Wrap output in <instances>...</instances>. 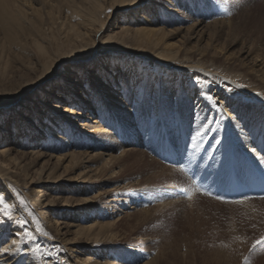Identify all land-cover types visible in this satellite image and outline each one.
Wrapping results in <instances>:
<instances>
[{
    "label": "bare ground",
    "instance_id": "1",
    "mask_svg": "<svg viewBox=\"0 0 264 264\" xmlns=\"http://www.w3.org/2000/svg\"><path fill=\"white\" fill-rule=\"evenodd\" d=\"M21 1L26 5L30 4L33 0H0V28L5 36H10L14 27L20 26V22L24 18V13L21 10L23 9V4L20 3ZM110 1V8L113 12L121 10L123 13L120 17V24L117 25L115 29H106L105 24L109 15L105 14V11L98 0H82V2L78 4V7L76 6L74 7V10H72V12H74L73 14L76 16L77 23L66 26L65 30H67V38L65 42H62L61 40L56 42L52 56H50V60L47 61L50 63H48L45 68L48 69L49 66L56 67V64L61 62L68 63L76 61L73 63L76 64V66L79 64L81 66L80 68L85 69V75H81L80 77L75 78L76 80L67 83L69 77L63 72L59 84L61 87L59 90H62V93L60 94V92H58L57 95L51 94L54 96L55 100L49 104V111L52 113L51 115L37 111V106L35 103H31V99L28 101L24 99L21 104L16 101L18 99L17 97L11 99V101H0V109L3 110L0 114V125H4L7 114L10 116L13 115L10 117L12 121H8L12 122L11 130L8 129V132L12 133L14 139L12 145L10 144V147L9 144L0 147V264H36V261L32 255L29 254V251L22 252L25 247L19 243L20 239L18 238V234L22 232L23 228L16 225L13 221L11 224H9V221L5 223L6 220L3 217L4 214L2 216L3 212L1 207H3L4 204H7L8 207H4L5 212L10 213L11 215L19 214L15 205L14 197H12V190L9 188H11V186L13 187V184H18L20 187H23L28 183L35 186L45 183L43 182V177L46 180L49 179L55 168H46L47 161L53 159V156L47 155L48 159L44 162L42 161V159L46 157V154L42 151L44 150L43 146H47V150H64V147L70 144V140L73 137H76L79 144L85 146L86 151L78 153L80 155L77 157H68L69 169L67 170H73L72 172L78 171V174H76L74 178L68 176L66 179V183H70V189L66 187V193H74L78 195L84 193L83 195H89L92 194L93 189L95 191L98 190L100 187V184L98 183H110L109 181H112L113 179V188L107 191L108 193L113 191V205L111 207L110 204H108L107 199L105 202L103 197L101 202H105V206L103 207L104 210L100 209L97 211L95 207L90 206L92 204L67 205L69 208L65 206L66 208L60 209V211L62 210L66 212L64 215L67 218L69 217L78 221H80V217L88 215V218H90L92 222L91 225H95V229H93L94 226L85 229L81 224H67V226L64 227L66 229H74L75 235H88L87 238L91 240V243L94 242L100 244L98 248H95V259L92 256H89L83 260L77 257V255L74 258L80 259L79 261L82 264H123L125 261H127L125 264H132L134 259L131 262H129L128 259L125 260L118 249V242L121 241V239H124V237L118 239L117 234L114 232L116 224L114 220L115 216L112 218L111 213H114V210L115 213H123L120 209L129 201L117 199L118 197L114 192L118 193L117 190L120 187L118 185L115 186V184L126 178L123 174L127 170L131 172L130 174H134L132 172L135 170H140V172L148 174L149 179L152 181L160 182L161 187L165 185H174L178 181V173L182 176L183 174L178 168L175 170L173 168L174 166L171 167L161 164L159 163V159H155L152 156L149 157L148 154H146L148 160L144 159L140 148L141 153L132 149L124 150L125 147H122L117 141H122L123 137L120 138L121 131L116 129L119 124V119L122 117H128L131 119L134 116L138 123L139 121H143L142 119L144 116L148 117L150 115L152 120L150 134L146 133L142 137L136 136V141L138 142L143 138V143L158 144L159 148L157 149L159 153L164 154L166 158H171V155H173L172 151H169V145L167 146L166 138L178 141L177 145L181 146L183 151L187 149L188 141L189 150L192 152L195 149L201 150L204 146L203 143L207 140H213L214 144L217 145L215 141L221 140L222 136H226L228 138V152L221 156L218 154L216 156L213 154L201 155L200 150L197 152L201 169L208 170L210 172L208 174L211 176L212 181L218 185H222L228 181L227 173L231 166L237 167L241 179L253 178V167L258 168L264 173V102L254 95L257 93L259 97L264 99V57L260 58L259 56H251L252 53H250L247 57H250V60L252 61L250 62L251 67H248L246 64L234 65L235 62H231V66L233 65L234 67H227V69L230 70L231 73L236 71V74H233L230 80H227L226 77V79L223 80L216 74H211L210 72L205 71L206 67H201L204 65L202 62L205 55L214 58L221 56V51L215 45L213 46L217 41V39H215L216 37L213 38V36H211L210 38H207L208 41L203 42L205 34L202 28L205 26H202L201 20L196 18L194 13L192 16H189L190 20L194 18L191 25L187 28H183L184 26L182 27V24L185 22L184 19L187 16V14L185 15L186 9L184 6L186 0ZM187 1H191L190 10H192V8L195 7L196 0ZM204 1L212 2L215 0ZM130 9L133 10L128 11ZM33 12L36 14L37 18L41 19V17H43V12H36V10H33ZM135 12H140V16H138L136 22L132 20L134 19ZM153 12L155 13L154 17L151 16ZM218 13L222 14L220 9ZM182 15H184V18ZM207 16L212 15L207 14ZM52 19L54 21V17H51V20ZM231 21L232 19L227 21L222 19L216 21L213 20L211 24H207L206 26L215 29L219 26H226L227 28L228 25L231 24ZM170 25H176V28L173 30H166L163 28L165 26L169 27ZM183 30L185 31L181 35ZM106 31H108L107 34L102 36ZM176 37H179L177 42L181 43L180 46H177V44L172 42ZM192 40H195V42L190 47L191 54H188L189 52L186 48L190 45ZM182 44L186 47L184 46L185 48H181ZM91 45H93L91 51L94 50L95 47H97V49L95 52L87 54L90 51L89 47ZM110 52H113L111 53L113 54V57L109 62V64H111L110 69H116L119 78H117L116 83L113 84L114 86L110 87L106 83V78L101 80V76H93L94 78H97L96 82L98 83V86L94 83L95 87H93L92 81L95 82V80L88 75L89 72L87 71H89V69L85 67L86 62H91L92 58L96 59L101 55L103 56L104 53ZM221 58L229 60L224 56ZM121 59L126 61L120 62ZM127 60H129L130 63H128ZM149 60L152 61L149 63L151 64L150 66L159 63L160 66L162 65L161 71H170L162 78L156 73L154 74L153 70L149 69L147 71L148 74H143L144 80L151 90V105H146L138 111L132 110L130 108V103L132 101L127 98H122L121 96V85L128 79V77L119 69L122 67H128L143 70L140 67L142 62L148 63ZM192 61H196V63L184 65ZM101 62H97L98 66H100ZM173 62H177L178 64H181V66H174ZM115 65L118 67H112ZM61 66L62 65H60V67ZM97 69L99 74H101V71L102 73L104 72V68L98 67ZM67 73L69 74L71 72ZM105 74L109 73L106 71L104 72V75ZM52 76L54 78H52ZM57 78V74L55 75L52 72L39 79L40 81H36L33 86L38 82H40L38 83V85H40L43 81L47 80V88V85H50L49 81H52L53 79L57 80ZM239 78L241 79L239 80ZM244 78L248 79V81H243L242 79ZM73 83H76L80 88L78 92L74 93V98L71 96L72 94L68 96V93H65V91L71 89ZM252 84L254 85L252 86ZM30 88L27 90L31 91L32 89ZM21 89L23 90V88H20V90ZM27 90L22 92H28ZM40 90L42 91L45 89L41 88ZM106 90H110V93ZM111 91L113 93H111ZM209 94L214 96L220 103L221 108H223L222 113L207 101V96ZM250 94L253 95L251 96ZM83 99L86 101L84 102ZM107 99L112 100L113 106ZM27 102L29 104L25 107ZM86 102H88L89 105H85ZM77 104L81 107V111L78 109L74 110L75 107H77ZM29 107H32L33 110L28 116ZM177 114H179V117L174 121L173 115ZM91 116H94V118H91ZM65 117L68 118L65 119ZM83 119L85 121H83ZM160 119L164 121L166 128L159 125L157 120L159 121ZM66 120H68V124L72 127L75 125L81 127L80 130H76L79 135L72 134V137L70 136V128L68 125L65 126ZM33 122H35L34 125H31ZM178 122L180 123V128H171L174 123ZM186 122H188V124ZM184 123H186V125H184L185 127L183 126ZM187 125L189 126V131H187ZM35 126L38 127L39 130ZM115 130L116 132H114ZM0 131H2V128H0ZM109 131H112L113 134L116 133V138L114 135L112 136L108 134L110 133ZM154 132H158L157 138L152 136V133ZM170 134L172 136L171 139L169 138ZM3 135L6 136V133L4 132ZM78 138H81V140ZM82 140L84 143H81ZM90 140L94 142L90 144ZM2 141L3 138L0 139V144ZM221 143H224V141L221 140ZM71 145L73 144L71 143ZM31 146L34 147L31 148ZM90 147L93 149L96 148L94 149L96 151L101 150L103 153L98 151L91 155V152H88ZM16 148L19 150H16ZM118 149L122 150V152L117 156L116 152L119 151ZM107 152H113L114 155H111V153L107 154ZM219 153H221L220 150ZM225 157H227V162H225ZM26 158L32 160L27 163L25 162ZM57 160H59V158H57ZM40 162V171H34L35 176L30 179L28 178V181L19 180V174H17V172H9L7 168H5L11 166L9 168L17 169L19 172L23 173L22 180H24L27 178L26 176L29 175V170L33 168L34 164H39ZM236 162H239V164H235ZM96 163H100L101 165L95 166ZM219 176H221V178ZM56 178H52V180L48 181V184L55 186L53 188H57V184L59 183V180H56ZM73 179L78 181L79 184V187L74 190L72 189ZM145 179H147V177H145ZM23 194L25 197H28L26 192ZM110 196L111 195L107 194L106 198ZM29 197H31L29 201L33 202L36 207L39 206L42 210H46L43 212L41 210L39 212L41 219L46 216V213H49L48 211H53L55 207L54 202L50 201L51 199L47 201L49 196H45L44 201H47L46 203L42 201L43 194L35 195L33 192H30ZM191 199L190 200L193 202H199L198 200L203 202V198H200V196L199 198L197 196H191ZM72 201H75V199ZM223 202L224 204L217 202L215 205H221V207L228 206L231 209V213L226 215L230 216L232 222H235V219L233 218H239L244 222L243 225H245V222L253 224L255 229L252 231L255 232V230L258 229L259 231L261 230L264 232V197L245 198L231 202L225 200ZM72 203L73 202L68 200L65 201V204ZM112 208L114 210L113 212H110ZM128 209H134V207ZM59 212H57L56 215L59 216ZM76 213L79 215L78 218H76L78 215L75 216ZM90 214H92V216ZM97 218H102L106 221L104 223H96ZM17 219L18 217L14 220ZM111 219H113V222H111ZM143 220H146V218H143ZM47 222L50 223V220H47ZM112 227L113 234L108 235ZM47 228H50V226L48 225ZM54 231L58 233L60 231L57 224H55ZM255 234L257 235L258 233L255 232ZM57 240L60 244L65 246L66 256H68L67 258L69 259H71V255L79 254L81 251L80 248H73L72 245L69 244L70 242H67V239L65 238L63 241L62 238H56V241ZM109 242L113 243V246L109 245ZM241 244L242 248L245 243L241 242ZM82 246L86 250L87 248L93 249L92 247L86 246V244H82ZM101 248H104V250L108 251L110 254L101 253ZM240 252V254H245V249L243 248ZM221 254L222 255H220L219 258L221 260H227V262L224 263L241 264L242 262L236 258L235 254ZM99 257L103 258V261H98L100 259ZM105 258L109 259L105 260ZM251 262L247 263V261H243L242 264H250ZM73 263L77 264L76 262ZM255 263L264 264V259L256 260ZM144 264L161 263H156V260H152Z\"/></svg>",
    "mask_w": 264,
    "mask_h": 264
},
{
    "label": "rangeland",
    "instance_id": "2",
    "mask_svg": "<svg viewBox=\"0 0 264 264\" xmlns=\"http://www.w3.org/2000/svg\"><path fill=\"white\" fill-rule=\"evenodd\" d=\"M98 1L102 5L105 14L109 15V18L105 24L106 29H115V27L120 24V17L123 13L121 12V10H119L118 12H113V10L110 8V0ZM81 2L82 0H33L32 2H30V4L26 5L23 4L22 1L20 2L21 4H23V9L21 10L24 13V18L21 20L20 26L14 27V30L12 31L10 36H5L0 28V101H11V99H15L17 97L18 99L16 101L21 104L22 100L25 99L28 101L29 99H31V103H35V105L37 106V111L51 115L52 113H50L49 111V104L55 101L54 96L51 94L57 95L58 92H60V94L62 93V90H59L61 88L59 84L60 77L61 75L63 76V72L69 77L67 83L69 81L72 82L73 80H76L75 78H78L81 75H85V69L80 68L81 66L79 64L76 66V64L73 63L76 61L68 63L61 62L56 64V67L49 66L48 69L45 68V66L50 63L47 61H49L50 56H52V52L54 50L53 48L56 46V42H58L59 40L65 42L67 38V30H65L66 26L77 23L76 16L73 14L74 12H72V10H74V7H78V4ZM190 2L186 0L184 4L186 9L185 15L187 14V18L185 17L184 19V21L186 22H184L185 24L182 22V27L184 26L183 28H187L189 25H191L194 18L192 17L193 19L190 20L189 16H192L194 13L196 15V18L201 20L202 26H205L202 28L205 34L203 42L208 41L207 38H210L211 36H213V38L216 37L215 39H217V41L213 44V46L215 45L222 53L218 58H214L212 56L210 57L207 55L204 56L205 58L202 62L204 63V65L201 67H206L205 71L210 72L211 74H216L223 80H225L226 78L227 80H230L232 78V75L236 74V71L234 73H231V71L227 69V67H234L233 65L231 66V62L234 61V65L246 64L248 67H251L250 62L252 61L250 60V57H247L250 53H252L251 56H259L260 58L264 57V0H215L212 2L196 0L195 7H193L192 10H190ZM219 9L221 10L222 14L218 13ZM33 10H36V12L40 13L43 12V17H41V19L37 18ZM132 10L133 9H130L128 11ZM139 13L140 12H135L134 19H132L134 22H136L138 16H140ZM154 14L155 13L153 12L151 16L154 17ZM207 14H210L212 16H207ZM182 16L184 18V15ZM51 17H54V21L53 19L51 20ZM221 19L225 21L232 19V21L227 28L226 26H219L215 29L213 27L206 26L207 24H211L213 20L216 21ZM176 25H170L169 27L165 26L163 28H165L166 30H173L174 28H176ZM185 30L182 31L181 35ZM107 32L108 31H106L102 36L106 35ZM178 40L179 37H176L175 40H172V42L177 44V46H180L181 43L177 42ZM194 42L195 40H192L190 42V45L187 46L186 50L189 52L188 54H191L190 47L194 44ZM184 46L185 45L182 44L181 48H183ZM91 47H93V45L89 47L90 51L87 54L96 51L97 47H95V49L92 51ZM111 53L113 52L104 53L103 56L101 55L96 58L98 60L92 58L91 62H86L85 67L89 69V71H87L89 72L88 75H90L95 80V82L92 81L93 87H95L94 83H96V86H98V83L96 82L97 78H94L93 76H101V80L106 78V83L110 87L114 86L113 84L116 83L117 78H119L116 69H110L111 64H109V62L113 57V54ZM222 56L227 57V59L229 60H224L223 58H221ZM123 61L126 60H120V62ZM97 62H101L100 66H98ZM127 62L130 63L129 60H127ZM151 62V60H149L148 63L142 62L140 67L143 69V74H148L147 71L149 69L153 70L154 74L156 73L162 78L165 77L170 71H161L162 65L160 66L159 63L150 66L151 64L149 63ZM195 63L196 61H192L184 65ZM60 65L62 66L60 67ZM174 66L180 67L181 64L175 62ZM98 67L104 68L103 71H107L109 74L104 75V72L102 73V71L101 74H99L97 69ZM112 67L118 66L115 65ZM65 71L71 73L68 74ZM52 72L55 75L57 74L58 78L57 80L53 79L52 81H49L50 85H47V88V80L43 81L40 85H38V83H40L38 82L33 86L36 81H40L39 79L43 78L45 75L51 74ZM53 76L52 78H54ZM240 79L241 78H239V80ZM242 80L248 81V79L246 78ZM76 85V83H73L71 89L65 91V93H68V96L72 94L71 96H73L74 98V93L80 90L79 86ZM253 85L254 84H252V86ZM20 88H23V90H20ZM29 88L32 90L28 91L27 89ZM41 88L45 90L41 91ZM24 90H27L28 92H22ZM106 91L109 92L110 90ZM111 93L113 92L111 91ZM253 94L250 95L252 96ZM254 95L258 97L259 100L264 102V99L259 97L257 93H255ZM107 100L111 102L113 106L112 100ZM85 101L86 100H84V102ZM27 104L29 103L27 102L25 104V107L27 106ZM87 104L89 105L88 102L85 103V105ZM76 109L80 111L82 110L81 107L78 106V104L74 110ZM28 110L29 116L33 109L32 107H29ZM2 111L3 110L0 109V114L2 113ZM177 115H173L174 121H176L179 117V114ZM12 116L13 115L10 116L7 114L5 117L4 125H0V128H2V131H0V139L3 138L0 147H3L5 144H9L10 147V144L12 145V142L14 140L12 137V133L8 132V129L11 130L10 128L12 126V122L8 121H12V119H10V117ZM66 118L68 117H65V119ZM91 118H94V116H91ZM135 119L136 117L134 116L131 119L128 117H122L119 119V124L117 125L116 129L118 131H121L120 138H123L122 141L117 140L118 143L122 147H125L124 150L132 149L137 150L140 153L142 151L143 157L146 160H148V157H146V154H148L149 157L152 156L155 159H159V163L161 164L171 167L174 166L173 168L175 170L176 168H178L180 172H182L184 177L180 173H178L179 177L177 179V183L172 186L165 185L161 187L160 182L152 181L151 179H149L148 174L142 173L140 172V170H135L134 172H132L134 174H130L131 172L128 170L125 171L123 176H125L126 178L123 181L115 184V186L118 185L120 188L117 190L118 193H114L115 195H117V199L129 201L127 202V204L121 207L120 210L123 213H115V210L113 208L110 211L113 212L114 210V213L111 214L112 218L113 216H115L114 220L116 224L114 227V232L117 234V238L120 239V237H124V239H121V241L118 242V249L121 256L125 260L128 259L129 262L134 259L132 264H144L152 260H156V263L159 262L161 264H222L224 262H227V260H221L219 258V256L222 255L221 253L235 254L236 258H238L242 262L247 261L248 263L252 261L250 264H256V260L258 261L264 259V244H257L255 248L252 247L253 244L256 243V241L264 239V232L256 229L255 232L258 233L256 235L255 232L252 231L255 229L254 225L248 224V222H245V225H243L244 222H242L239 218H233L235 219V222H232L230 216L226 215L231 213V209L228 206L221 207V205H215L217 202L224 204L223 201L213 197L214 195L211 192L206 193L201 189L200 191L194 189L196 182L192 180L191 176H196L198 173L196 169L197 165L193 162L194 160H196V156L193 153L188 152L187 159L181 158L178 154L176 140H169L168 138H166L168 139L169 146L172 147L171 149L174 148L173 150L176 152L175 157L179 161V165L176 163H169L168 160L165 161L159 155L157 149L159 148L158 144L143 143V138L138 141L139 143L136 141V136L142 137L146 133H149L150 129L146 130L143 121H139L137 123ZM83 121L85 120L83 119ZM65 122V126L68 125L70 128L69 133L71 137L72 134L79 135L76 130H80L81 127H78L76 125L73 127L70 126L68 124V120H66ZM157 122L159 123V125L166 128L163 120L160 119L159 121L157 120ZM34 123L35 122L31 123V125H34ZM186 123L188 124V122ZM186 123H184L183 126L186 125ZM179 124V122L174 123L171 128H180ZM187 127V131H189V126L187 125ZM36 128L39 130L38 127ZM4 132L6 133V136L3 135ZM109 132L110 133L108 134L112 136L114 135V137L116 138V133L113 134L112 131ZM114 132H116V130ZM152 136L157 138L158 132L152 133ZM169 138H172L171 134L169 135ZM78 139L81 140V138ZM210 141L213 142V140H207L203 143L204 146L201 148V151L206 150L211 153L217 150V152H219L218 146L215 145L214 142L212 143ZM93 142L94 141L90 140V144ZM71 143L73 145H71ZM81 143H84L83 140L81 141ZM187 144L189 147L188 141ZM83 146L84 145L79 144V142L76 140V137H73L70 140V144L68 146H65L64 150H47V146H43L44 150L42 151L44 154H46V157L42 159V161L44 162L45 160H47L48 156L54 157L46 163L47 169L55 168L53 173H51L52 176H50L47 180L43 177V182L45 183L38 184L36 186L31 185L30 183L23 187H20L18 184H13L14 186H11V188H9L12 190V197H14L15 205L17 210L19 211V214L11 215L10 213L5 212L4 206L1 207V210L3 212L2 216L4 214L3 217L6 221L10 222L9 224H11L13 221L16 225L23 228L22 232L18 234V238L20 239L19 243L23 247H25L22 252L29 251V254H31L36 261V264H75L73 262L82 264L79 261L80 259L74 258L76 257V255L83 260L89 256H92L95 259V248H98L100 244L94 242L91 243V240L87 238L88 235H75L74 229L64 228L67 226V224H81V226H83L85 229L91 226H94L93 229H95V225H91L92 222L90 218H88V215H86L87 217H80V221H78L69 217L67 218L64 215L66 214V212L62 210L60 211V209L66 208L65 206L67 205L72 206L80 204H92L90 206L95 207L97 211L100 209L102 210L105 206L106 199L108 204H110V207L113 205V191H110L109 193L107 192L108 190H111L113 188V179L112 181H109L110 183H98L100 184L98 190L95 191L93 189L92 194L89 195H83L84 193H81L80 195L74 193H66V187L70 189V183H66V179L68 178V176L70 178H74L75 175L78 174V171L72 172L73 170H67L69 169V158L71 156L77 157L80 155L78 153L86 151L85 146ZM33 147L34 146H31V148ZM139 148L141 149V151ZM94 149L90 147L88 149V152H91V155L98 151H100V153H103L101 150L96 151ZM16 150L19 149L16 148ZM118 150L119 151L116 152L117 156L120 154V152H122V150ZM195 150L199 151L200 149ZM108 153L114 155L113 152H107V154ZM57 158H59V160H57ZM30 160L32 159L29 158L28 160V158H26L25 162L28 163ZM40 164L41 162L39 164H34L33 168L29 170V175L26 176L27 178L24 180H22L23 173L19 172L17 169L9 168L11 166L5 168H7L9 172H17V174H19V180L28 181V178L30 179L31 177L35 176L34 171H40ZM96 165L101 164L96 163L95 166ZM191 168L193 169L192 174L190 173ZM145 177H147V179H145ZM52 178H56V180H59L57 188H53L55 187L54 185L52 186L51 184H48V181L52 180ZM72 184L73 186H75H72L73 190L79 187L78 181L76 180H74ZM24 192L28 194V197H25V195L23 194ZM30 192H33L35 195L43 194L42 201L44 203L51 199L50 201L54 202V209L56 210L53 209V211H48L49 213H46V216H44L45 218L43 217L41 219L39 212L42 210V208H39V206L36 207L33 202L29 201V199H31V197H29ZM107 194L111 196L106 198ZM189 195L192 197L197 196L198 198L200 196V198H203V202H200V200H198L199 202H193L191 201L192 199L190 200L188 198ZM45 196L50 197H48L46 202L44 201ZM103 197L105 200L104 203L101 202L103 200ZM74 199L75 201H72ZM64 200H68L73 203L65 204ZM84 200L86 203L84 202ZM68 206L67 208H69ZM130 207H134V209H128ZM81 210L83 209L81 208ZM43 211L46 210L44 209L42 210V212ZM57 212H59V216L56 215ZM5 215L7 218L5 217ZM77 215L78 213L75 214V216ZM90 215L92 216V214ZM17 217L18 219L14 220ZM78 217L79 215L76 218ZM142 217L144 219L146 218V220H143ZM47 220H50V223H48ZM105 221L106 220H103L102 218L96 219V223H104ZM111 222H113V219H111ZM55 224L58 225V229L60 230L59 233L54 231ZM48 225L50 226V228H47ZM110 230L111 231H109L108 235L113 234V227ZM45 233H47V235H45ZM56 238H62V241L64 240V238L67 239L66 241H69V244H71L73 248H80L81 251L79 252V254L77 253L73 254V256L71 255V259L67 258L68 256H66V250L64 248L65 246L63 244H60L58 240L56 241ZM241 242L245 243L242 248ZM82 244H86V246L92 247L93 249L87 248L86 250L83 248ZM109 245L113 246V243H110ZM243 248L245 249V254H240V250H242ZM100 251L101 253L110 254L108 251L104 250V248H101ZM107 259L109 258H105V260ZM98 261H103V258H100ZM125 262L123 264H125Z\"/></svg>",
    "mask_w": 264,
    "mask_h": 264
},
{
    "label": "snow or ice",
    "instance_id": "3",
    "mask_svg": "<svg viewBox=\"0 0 264 264\" xmlns=\"http://www.w3.org/2000/svg\"><path fill=\"white\" fill-rule=\"evenodd\" d=\"M119 70L128 77V79L121 85V96L122 98H127L132 101L130 103V108L138 111L146 105L150 106L152 94L150 88L144 80L143 70L128 67H122ZM207 101L214 105L221 113L223 112V108H221L220 103L214 96L209 94L207 96ZM143 123L146 130L151 129V116L149 115L148 117L143 118ZM221 140H223L224 143H221ZM221 140H216L215 143L221 153L224 154L228 150V138L226 136H222ZM225 162H227V157H225ZM188 198L191 199V196L189 195ZM4 207L7 208L8 205L4 204ZM5 223H7V221H5ZM45 235H47V233H45ZM257 244H264V239L256 241L252 247L255 248Z\"/></svg>",
    "mask_w": 264,
    "mask_h": 264
}]
</instances>
